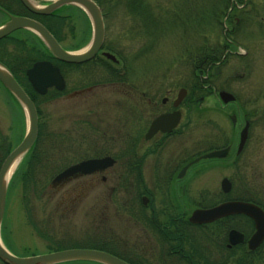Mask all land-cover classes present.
Segmentation results:
<instances>
[{
    "label": "rangeland",
    "instance_id": "obj_1",
    "mask_svg": "<svg viewBox=\"0 0 264 264\" xmlns=\"http://www.w3.org/2000/svg\"><path fill=\"white\" fill-rule=\"evenodd\" d=\"M241 1L231 0L232 7H229L225 18L218 17L217 24L207 13L209 7L213 6L211 0H143L163 25L160 32L153 35L144 33L141 23L131 18L120 6L113 7L106 19L100 12L104 43L112 52L120 55L118 61L129 64V79L158 80L160 96L164 89L175 94L181 87H191L194 98L191 115L194 142L203 133L217 128L226 135L230 132L229 116L235 107H222L218 91L234 95L238 99L239 110L247 115L264 108V98H260L256 105L250 102L255 92H264V0ZM49 2L37 0L34 5L42 7ZM56 15L58 21L62 22H58L61 46L71 52L84 50L91 38V24L86 15L72 5L56 10ZM171 16L176 21L175 28L171 27ZM5 19L0 12V23L6 22ZM35 38L36 44L43 48V43ZM17 39L25 41L26 49L34 41L23 34L18 35ZM216 46L224 48L220 61L201 77H207L205 81L209 87L204 82L200 83V89H193V83H196L191 72L193 52L206 47L209 50L212 48L214 53ZM2 49L18 52L20 47L6 42ZM87 68L97 73L103 69L91 65L79 70ZM214 68H218L216 75ZM116 70L120 71V66ZM106 77L105 73L94 78L82 76L81 73L79 76L70 70L66 84L75 89L80 84H90ZM105 90L104 94L111 96H119L122 92L120 87H114L105 88L101 93ZM10 96L0 85V159L3 151H10L20 143L27 128L22 108ZM108 98L112 100L106 103L89 97L70 99L67 96L39 100L37 133L39 125L40 138L37 139V151L41 161L30 169L24 162L29 150L13 169L7 184L5 210L0 224L1 243L13 255L30 257L52 253L56 249L104 247L125 257L122 250L132 249L153 262L148 264L160 263L158 250L153 244L142 246V242L137 241L140 226L111 207L105 184L91 187L89 179L82 178L71 180L62 187L49 186L52 178L67 166L102 152L90 145L92 129L89 122L94 117L111 122L114 120L119 113V109L113 106L114 101L120 98ZM256 127L253 135L264 138V124ZM255 142L257 159L260 160L258 165L263 168L264 139ZM209 167L192 184L195 193L204 189L211 193L205 198L208 202L214 199L212 193L219 189L221 178L232 175L228 166L223 170ZM199 198V194H193L194 201ZM112 243L120 247H112Z\"/></svg>",
    "mask_w": 264,
    "mask_h": 264
},
{
    "label": "flooded vegetation",
    "instance_id": "obj_2",
    "mask_svg": "<svg viewBox=\"0 0 264 264\" xmlns=\"http://www.w3.org/2000/svg\"><path fill=\"white\" fill-rule=\"evenodd\" d=\"M0 1L12 3L11 0ZM57 43L64 49L61 42ZM104 53L114 56L116 62L108 61L103 56ZM117 58L118 55L107 48L103 40L100 50L92 59L95 61L93 63L89 61L83 64H69L70 66L63 63L59 67L52 63L58 68L64 82L63 90L58 91V97H89L105 103L112 100L108 97L120 98L114 101L113 106L119 109V113L112 122L98 117L89 122L92 129L90 145L93 149L102 151L89 159L110 158L111 165L102 171L77 176L69 181L88 178L91 187L105 184L111 207L140 226L137 241L142 242V246L153 244L158 250L160 263L154 264H191V259L201 264H225L226 259L228 263L238 260L241 251L256 253L264 244V239L255 250L248 249L247 241L254 233L251 218L231 215L210 224L194 225L189 222V217L194 210L208 209L226 202L252 204L264 214V167L258 165L260 160L257 159L258 149L255 142L264 138L253 135L256 126L264 124V108L247 115L239 110L238 99L232 95L233 102L224 104L220 101L224 108L228 105L235 107L229 116V134L226 135L222 129L217 128L212 130L215 133L205 132L194 142L191 119L194 98L191 87H181L175 94L164 89L163 95L160 96L161 86L158 80L129 79V64L120 62ZM102 60L107 62H100ZM91 65L103 68L102 72L97 73L89 68L79 70ZM117 66H120V71L116 70ZM70 70L79 76L81 73L82 76L94 78L105 73L107 77L71 89L66 84ZM208 70L209 68L206 72ZM217 72L218 68H214V75ZM206 78L201 81L209 87ZM114 87L121 88V95L104 94L107 90L101 93L105 88ZM179 90H184L185 94L180 102L174 105ZM53 91L54 89H48L47 93ZM260 98H264V92H255L251 96V104L256 105ZM174 113H178V121L173 128H168V122L161 129L149 134L154 120ZM214 151H221L223 154L217 158L200 159L192 164L195 159ZM209 166L221 170L228 166L232 175L221 178L219 189L212 193L214 199L208 202L205 198L211 193L206 189L195 193L192 184L196 177L210 168ZM69 181L57 187H62ZM224 181L226 184L222 186ZM226 188L227 191H224ZM193 194H199L200 198L194 201ZM194 230L195 234L203 236L201 240H196V244L199 246L198 243H201L204 253L195 257L188 255ZM231 231L242 236L241 243L229 245L228 236ZM116 245L112 243V247ZM122 251L126 255L125 257L119 252L122 257H128L129 260H133L130 256L135 257L133 262L137 264L153 263L144 257L142 252L140 256L132 249ZM233 252L234 257L231 256Z\"/></svg>",
    "mask_w": 264,
    "mask_h": 264
},
{
    "label": "water",
    "instance_id": "obj_3",
    "mask_svg": "<svg viewBox=\"0 0 264 264\" xmlns=\"http://www.w3.org/2000/svg\"><path fill=\"white\" fill-rule=\"evenodd\" d=\"M20 4L33 15L47 16L66 5H72L85 13L91 24V39L84 50L77 52H68L60 47L52 35L37 21L27 18L18 17L5 13L8 20L0 26V40L6 38L16 31H28L36 35L43 43L49 54L58 62L66 64H83L94 58L102 46L104 39V25L100 9L92 0H54L42 7L34 5L37 0H18ZM103 56L111 61L116 62L114 56L104 53ZM27 81L32 89L38 95H45L48 89L56 91L63 90L64 82L57 67L49 61H37L31 65L25 72ZM0 85L12 98L20 105L26 117L27 128L20 141L5 157L0 165V224L5 210L8 172L14 162L23 158L33 146L37 137V114L32 101L26 93L14 80L12 75L0 63ZM185 94L184 90H179L178 98L174 102L177 105L181 97ZM219 100L224 103L234 101L232 94L220 91L217 94ZM178 121V113L167 116H161L153 121L150 126L149 134L154 133L157 129L168 122V128H173ZM169 131V130H168ZM223 152L214 151L195 159L192 164L200 159H211L220 157ZM112 161L110 158L87 159L73 164L59 172L50 182V187L62 185L77 176L89 175L95 171H102ZM12 173V172H11ZM226 181L222 183V186ZM227 191V188L224 190ZM231 215H244L252 219L254 223V233L247 241L249 250H255L264 239V214L256 206L244 202H226L208 209L194 210L189 222L194 225H204L213 223L224 217ZM229 245H236L242 242V236L231 231L228 236ZM0 262L3 264H62L67 262H93L98 264H129L109 253L94 249H69L58 252H52L43 255L30 257H17L10 253L1 243L0 240Z\"/></svg>",
    "mask_w": 264,
    "mask_h": 264
},
{
    "label": "trees",
    "instance_id": "obj_4",
    "mask_svg": "<svg viewBox=\"0 0 264 264\" xmlns=\"http://www.w3.org/2000/svg\"><path fill=\"white\" fill-rule=\"evenodd\" d=\"M12 3H6L4 1H0V8L4 11L8 12L9 14L19 15V16H26L31 19L36 20L39 22L44 28L53 36V38L60 42V31H59V23H62L61 21H58V16L56 15V11L53 12L50 15L47 16H38L30 14L21 4L18 0H11ZM100 9V12L102 13V16L104 19L108 16V14L112 11L113 7L120 6L122 7L125 12H127L129 15H131V18L136 19L139 21L143 27L144 33L148 35H153L154 33L160 32V27L163 26L162 22H160L159 19L154 17L152 15V10L149 9L148 4L143 3V0H92ZM239 3H242L241 0H238ZM213 6H210L207 13L210 18H214L216 23H218V17L225 18L227 15V11L229 7L232 5L231 0H211ZM77 9V8H76ZM79 10V9H78ZM58 11V10H57ZM212 16V17H211ZM60 18V17H59ZM172 18V16H171ZM228 18V17H227ZM59 22V23H58ZM171 27L175 28L177 27L176 21L172 18ZM210 24V23H209ZM27 35L30 38H35V35L28 31H17L6 38L0 40V63L7 69V71L12 75L14 80L18 83V85L22 88V90L26 93L28 98L32 101L36 108L37 116L38 113V105L39 100L51 97L55 98L58 97L59 93L56 91L48 92L45 96H39L31 87V85L28 83L25 71L36 61L39 60H47L54 65L58 66L63 64L61 62H58L55 60L47 51V49L43 46L36 44V38L33 39V43H29L31 46H28L26 49L25 41L22 39H17L18 35ZM6 42L13 43L16 46H19L20 49L18 52L16 51H3V45ZM35 42V43H34ZM42 44V43H41ZM224 48H218L216 46V49L213 50L214 53H212V48L209 50V48L202 47L196 50L194 53V57L192 59V68L191 72L193 74V81L196 83H193V89H200V83H202V76L206 73L207 69L210 68L214 63L219 62ZM25 52V54H24ZM117 54V53H116ZM118 56H120L118 54ZM121 58V57H120ZM106 62V60H103ZM91 63L95 62L94 60L90 61ZM65 66H70L69 64H65ZM73 67V66H72ZM6 91V90H5ZM12 98V96H10ZM40 126L38 125V133L37 138L33 146L31 147L29 153L25 156L24 162L29 165L30 169L34 167V165H37L40 163L39 153L37 151V139L40 138ZM11 151V150H10ZM9 150L3 151L2 158L0 159V164L3 162L5 157L9 154ZM42 155V153H41ZM195 231H193L192 236V243L189 246V252L188 255L192 256H200L204 255L202 252V245L201 243H198L199 246L196 244V240H201L203 236L201 234H195ZM197 235V236H195ZM200 242V241H198ZM91 249L101 250L105 251L129 264H136L132 260H129L127 258L122 257L119 254H116L113 251H108L104 247H92ZM61 249H56L52 251H59ZM201 251V252H199ZM234 252L231 254V256L234 257ZM191 264H201V262L195 261V259H191ZM225 264H264V244L257 250L256 253L250 254L245 253L244 251L240 252V257L238 260H233L230 263L226 262ZM203 263V262H202ZM205 264V263H204ZM211 264V263H210Z\"/></svg>",
    "mask_w": 264,
    "mask_h": 264
},
{
    "label": "bare ground",
    "instance_id": "obj_5",
    "mask_svg": "<svg viewBox=\"0 0 264 264\" xmlns=\"http://www.w3.org/2000/svg\"><path fill=\"white\" fill-rule=\"evenodd\" d=\"M50 1H54V0H50ZM19 160H17L16 162H14V164L12 165V167L10 168L8 175L6 178L9 177V175L11 174V172L13 171V169L15 168V166L18 164Z\"/></svg>",
    "mask_w": 264,
    "mask_h": 264
}]
</instances>
